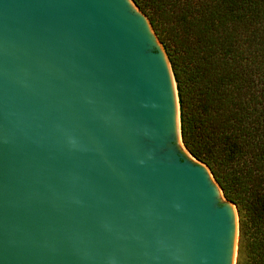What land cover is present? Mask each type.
Masks as SVG:
<instances>
[{"label":"water","instance_id":"1","mask_svg":"<svg viewBox=\"0 0 264 264\" xmlns=\"http://www.w3.org/2000/svg\"><path fill=\"white\" fill-rule=\"evenodd\" d=\"M241 237L133 0H0V264H239Z\"/></svg>","mask_w":264,"mask_h":264},{"label":"trees","instance_id":"2","mask_svg":"<svg viewBox=\"0 0 264 264\" xmlns=\"http://www.w3.org/2000/svg\"><path fill=\"white\" fill-rule=\"evenodd\" d=\"M186 89L202 157L235 204L239 264H264V0H133Z\"/></svg>","mask_w":264,"mask_h":264},{"label":"rangeland","instance_id":"3","mask_svg":"<svg viewBox=\"0 0 264 264\" xmlns=\"http://www.w3.org/2000/svg\"><path fill=\"white\" fill-rule=\"evenodd\" d=\"M238 218H239V216H238Z\"/></svg>","mask_w":264,"mask_h":264}]
</instances>
